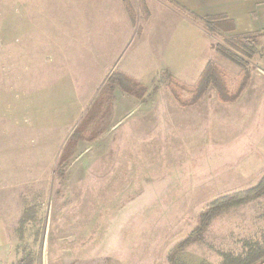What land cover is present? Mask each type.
Listing matches in <instances>:
<instances>
[{
	"label": "rangeland",
	"instance_id": "374dc122",
	"mask_svg": "<svg viewBox=\"0 0 264 264\" xmlns=\"http://www.w3.org/2000/svg\"><path fill=\"white\" fill-rule=\"evenodd\" d=\"M100 5L104 0H0V164L16 167L6 172L15 179L22 166L47 159L53 165L38 171L46 186L24 188L23 197L16 189L24 211L10 237L20 260L223 264L232 257L244 264L257 250L264 253V194L201 219L214 202L249 191L264 177L262 150L249 147L240 125L245 112L264 122V55L258 64L243 55L260 47V36L224 38L207 26L230 87L239 67L224 54L248 63L253 74L241 103L222 106L209 88L187 136L165 138L157 129L128 139L112 121L114 91L102 97L106 84H54L64 79L65 65L78 67L74 56L54 63L46 54L32 56L45 36L93 32L84 22ZM166 86L136 93L171 99ZM118 93L124 103L127 94ZM253 264H264V257Z\"/></svg>",
	"mask_w": 264,
	"mask_h": 264
},
{
	"label": "crops",
	"instance_id": "0c3cea01",
	"mask_svg": "<svg viewBox=\"0 0 264 264\" xmlns=\"http://www.w3.org/2000/svg\"><path fill=\"white\" fill-rule=\"evenodd\" d=\"M126 1L129 11L123 0H104V5H100L94 13L95 17L84 22L92 26L93 32L84 33L79 28L78 32L72 34L63 32L45 36L37 44L32 56L42 57L46 54L54 58L53 63L57 57L74 56L75 64H78V67L65 65L62 69L64 79H55L54 84H91L90 89H95L98 84L104 87L108 78L118 73L137 84V90L148 91L154 84H168L164 79L166 75L191 88L208 63H218L208 25H214L218 36L224 38L245 39L259 35L260 47L252 50L251 59L254 57L258 64L259 58L264 55V0ZM217 65L227 74L225 68ZM52 69L53 72L61 70L60 67ZM37 71L40 72L41 67H37ZM86 73L91 74L90 80ZM239 74L240 68L236 79ZM253 83L250 72L247 86L234 103L222 104L216 100L217 103L222 106L241 103L243 94ZM47 84H51L50 81ZM228 84L230 86L229 80ZM113 91L116 100L112 109L114 116L115 113L118 116L112 121L121 125L117 134L125 132L128 139L147 136L148 131L157 129L165 138H172V134L175 137L177 134L187 136L186 133L189 134V128L193 126L192 116L198 115L204 101L202 99L193 106L180 107L174 98H136L118 86H114ZM119 91L127 94H123L128 97L124 103L120 102ZM247 118L245 112L240 119L241 129L243 126L246 128L244 139L255 153L259 147L264 155V122ZM153 121L156 127L149 124ZM179 121L180 128L176 126ZM48 162L47 159L46 164L22 166L24 173L17 179L15 175L6 173L15 171L16 167L11 166L8 170L0 164V264H17L20 261L13 247L15 241L10 237L13 235L11 229L20 225L24 211L23 199H20L16 189L22 191L23 197L27 191L24 188L46 186L47 179H40L38 171L52 168V163Z\"/></svg>",
	"mask_w": 264,
	"mask_h": 264
},
{
	"label": "trees",
	"instance_id": "16d2710c",
	"mask_svg": "<svg viewBox=\"0 0 264 264\" xmlns=\"http://www.w3.org/2000/svg\"><path fill=\"white\" fill-rule=\"evenodd\" d=\"M123 3L129 11L128 2L126 0H123ZM218 52L223 53L220 49H218ZM253 53V51H246V53H244L243 55H245L248 59H251ZM224 55L227 59L235 63L240 68V74L238 75L232 87H230L228 84L226 72L213 62H210L206 65L199 79L190 89H186L182 84L172 79L171 77L167 75L164 76V79L168 83L167 85L170 93L172 94L174 100L180 107H189L195 105L200 100H202L203 97H205V93L209 88H211L215 92L216 100L222 104L234 103L239 98L240 94L247 86V82L249 80V65L248 63H245L244 61L238 59L233 55ZM114 86L120 87L126 93H129L130 95H133L136 98L141 97L140 94L136 93L138 92V85L132 82L131 80L124 78L118 73H113L108 78L107 84L103 91L104 95L112 92ZM183 93L187 94V97H182ZM72 139H75V137L72 136ZM263 194L264 177H262V179L256 185L255 188L249 191H245L241 194L235 195L234 197L225 198L214 202L209 207L207 212H205L201 216L202 222H208L214 215H216L222 209L238 207L239 205L247 203L252 199L261 197ZM262 257H264V253H260L259 250H257L254 256L250 255L247 257V261L244 264H253L257 261V259H262ZM228 261H225L223 264H242L243 260L239 258L233 259L232 257H229ZM17 264H31V261L28 259H24L20 260Z\"/></svg>",
	"mask_w": 264,
	"mask_h": 264
}]
</instances>
